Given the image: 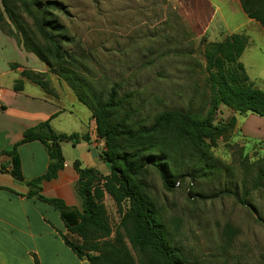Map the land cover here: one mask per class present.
<instances>
[{
    "label": "rangeland",
    "instance_id": "rangeland-1",
    "mask_svg": "<svg viewBox=\"0 0 264 264\" xmlns=\"http://www.w3.org/2000/svg\"><path fill=\"white\" fill-rule=\"evenodd\" d=\"M36 5L51 7L52 21L63 28L58 36L62 46L75 54L80 67L74 69L89 88L106 99L115 86L117 95L126 97L124 110L144 125L165 110L200 120L209 114L204 52L211 43L231 35L236 19H241L239 14L232 20L227 12L224 27L218 16L209 18L208 4L193 14L184 0H37ZM16 15L31 31L32 20L23 11L22 0L16 4ZM2 21L0 30L11 37L8 31L13 27L4 13ZM11 38L23 47L21 35L19 41ZM40 63L43 73H51ZM254 71L249 68L250 74ZM247 76L264 91V76ZM211 116L214 123L227 128L208 150L219 161L217 170H206L193 181L187 174L170 189L152 167L145 168L140 180L161 214L168 243L180 264H264V178H259L264 145L247 144L235 135L227 124L236 113L228 107L217 105ZM201 156L195 154V160L189 161L185 153L183 168L189 171ZM204 161L211 163L208 156ZM226 188L236 191L244 204ZM103 203L115 229L120 219L117 207L109 195ZM225 226L233 230L230 238Z\"/></svg>",
    "mask_w": 264,
    "mask_h": 264
},
{
    "label": "trees",
    "instance_id": "trees-1",
    "mask_svg": "<svg viewBox=\"0 0 264 264\" xmlns=\"http://www.w3.org/2000/svg\"><path fill=\"white\" fill-rule=\"evenodd\" d=\"M18 1L0 0L2 12L13 27L8 35L18 38V41L21 35L23 48L45 63L48 71L56 74L58 80L65 83L76 99L91 112L96 135L103 140L102 155L108 173L104 175L94 168L81 167L78 161L73 162L78 174L79 208L67 205L60 198L41 194V183L56 178L64 166L61 142L88 139L77 133L57 134L52 130L49 120H45L26 128L21 140L3 151L10 157L11 175L19 181L24 180L18 146L38 140L46 150L48 164L44 174L26 181L29 187L27 196L36 197L59 211L65 233L58 234L78 259L88 264H180L178 254L168 243L161 214L140 177L146 167H152L158 172L163 185L170 189L187 174L193 181L206 170H217L219 161L208 150L227 129L214 123L211 116L219 104L238 115L254 113L264 117V91L249 82L239 60L246 47L247 37L234 33L222 41L211 43L205 50L211 107L204 119L178 110H165L157 114L151 124L144 125L141 121H133L131 111L124 110L126 97H119L115 86L103 99L77 73L74 68L80 67V63L75 54L63 48L62 40L58 37L63 28L52 21L53 15L48 10L50 6L38 7L37 0H22V9L32 20L33 27L29 31L25 21L16 15ZM240 5L249 18L264 28V0H240ZM2 12L0 26L3 28ZM22 75L49 90L48 82L44 79L45 73L23 70ZM14 89H21L20 81L14 85ZM235 123L236 116H232L227 126L234 128ZM239 134L238 131L235 135ZM205 139H208V143ZM185 153L190 156L189 161L195 160V154H202L189 171L182 165ZM207 156L210 164L204 161ZM262 162L259 178H264V157ZM198 166V171L194 172ZM175 178L178 180L175 181ZM224 190L244 204V199L236 191L229 188ZM105 195L113 199L120 214L115 229L109 222L103 203ZM232 231L229 226H225L224 233L228 238Z\"/></svg>",
    "mask_w": 264,
    "mask_h": 264
},
{
    "label": "crops",
    "instance_id": "crops-1",
    "mask_svg": "<svg viewBox=\"0 0 264 264\" xmlns=\"http://www.w3.org/2000/svg\"><path fill=\"white\" fill-rule=\"evenodd\" d=\"M184 2L190 5L193 14H199L200 8L208 4L209 18L218 16L224 27L227 12L232 20L240 14L241 19H236L229 32H242L247 36V46L239 60L248 75L264 76V28L242 11L239 0ZM249 68L255 71L250 74ZM23 70L45 72L34 53L26 51L0 30V264H36L35 259L37 264H88L78 259L60 238L58 232L65 233V227L59 211L36 197L27 196L26 181L46 171L48 155L44 146L38 140L18 146L22 181L11 175L10 157L3 151L20 141L26 128L45 120H49L57 134L87 136L88 139L61 142L64 166L56 178L40 185L44 196L60 198L67 205L79 208L78 174L73 162L107 174L103 140L96 135L91 112L65 83L54 74L45 73L49 88L46 90L22 75ZM18 81L21 89L16 90L14 85ZM237 131L247 144H264V117L254 113L236 114L234 132Z\"/></svg>",
    "mask_w": 264,
    "mask_h": 264
}]
</instances>
